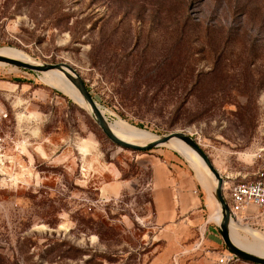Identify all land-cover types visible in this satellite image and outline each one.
<instances>
[{
	"label": "rangeland",
	"instance_id": "rangeland-1",
	"mask_svg": "<svg viewBox=\"0 0 264 264\" xmlns=\"http://www.w3.org/2000/svg\"><path fill=\"white\" fill-rule=\"evenodd\" d=\"M3 48L69 64L108 121L185 131L226 187L264 168V0H0ZM41 75L0 66V264H149L163 249L151 179L164 161L205 203L170 263L219 264L216 205L180 151L114 144ZM240 217L233 229L264 236V211Z\"/></svg>",
	"mask_w": 264,
	"mask_h": 264
},
{
	"label": "crops",
	"instance_id": "crops-1",
	"mask_svg": "<svg viewBox=\"0 0 264 264\" xmlns=\"http://www.w3.org/2000/svg\"><path fill=\"white\" fill-rule=\"evenodd\" d=\"M174 163L170 169L165 161L164 164L159 162L151 179L154 224L158 228L156 243L161 242L163 249L153 254L149 264H171L170 257L178 250V244L183 242V238L191 235L193 226L200 224L202 218V205L205 203L202 204L203 200L197 193L190 171ZM253 209L258 210L257 207L249 205L242 214ZM179 233L181 235L178 236ZM207 255H201L198 260L189 264H207Z\"/></svg>",
	"mask_w": 264,
	"mask_h": 264
},
{
	"label": "bare ground",
	"instance_id": "bare-ground-1",
	"mask_svg": "<svg viewBox=\"0 0 264 264\" xmlns=\"http://www.w3.org/2000/svg\"><path fill=\"white\" fill-rule=\"evenodd\" d=\"M0 54L4 56L16 58L22 61L34 63L24 54L19 53L18 51L11 48L0 49ZM4 65L6 64L0 62V66L3 67ZM41 74H42L41 78L45 83L63 92L65 95L70 97L75 103H77L81 108L86 110L88 109V106L84 101V99L82 98V96L79 94V92L75 89L72 83L66 78V76L62 72L51 69L48 71L41 72ZM98 107L101 113L103 114L105 120L107 121L112 132L122 140L133 144L143 145L157 138V136H155L154 134L146 130L136 128L126 123L120 118L114 119L113 121H108L104 115V111L100 108L99 105ZM164 144L170 145L173 148L178 149L181 155L183 156V158H185L188 161V163L197 171V176L199 180L202 182L203 186H205V190L207 191L208 194L207 196L210 202V206L213 205L214 203L216 205V207L212 211V216L214 222L217 225H219L222 219V214H221L222 210L220 204L216 201L213 195L214 188L216 187L217 184V179L210 172L209 168L204 163L202 158L194 150H192L189 146H187L180 140L171 138L169 141H167ZM232 224H233V220H230L229 231H230L231 240L237 246L247 251H250L254 254L264 257V236L256 233L252 229L249 231L243 230L245 234L241 235L240 232H238L239 230L233 229Z\"/></svg>",
	"mask_w": 264,
	"mask_h": 264
},
{
	"label": "water",
	"instance_id": "water-1",
	"mask_svg": "<svg viewBox=\"0 0 264 264\" xmlns=\"http://www.w3.org/2000/svg\"><path fill=\"white\" fill-rule=\"evenodd\" d=\"M0 62L9 64V65H12L18 68H22L25 70L35 71V72H44V71H48L51 69L62 72L66 76V78L72 83V85L75 87V89L79 92V94L82 96V98L86 102L88 106L87 111L92 116L95 123L99 126L102 132L108 137V139L111 140L114 144H117L124 148L133 149V150L142 149V148L148 149V148L155 147L157 145H163L164 143L169 141L171 138H175V139L180 140L187 146H189L192 150H194L202 158L204 163L209 168L210 172L217 179V184H216V187L214 188L213 195L216 201L221 206L222 219L218 225V231L227 248V251L238 259L250 261L255 264H264L263 256H259L250 251H247L237 246L231 240L230 231H229V223H230L231 218H230L229 207L223 196V178L220 175L219 171L213 166V163L211 162L209 156L203 151L199 143L194 138H192L188 133H186L185 131L170 132L162 136H157V138H155L154 140H151L150 142H147L143 145L133 144V143L124 141L112 132L103 114L101 113L97 103L95 102L92 95L90 94L85 84L84 79L69 64H66L64 62L40 63V62H35V61L34 63H31V62L22 61L16 58L4 56L1 54H0Z\"/></svg>",
	"mask_w": 264,
	"mask_h": 264
},
{
	"label": "built area",
	"instance_id": "built-area-1",
	"mask_svg": "<svg viewBox=\"0 0 264 264\" xmlns=\"http://www.w3.org/2000/svg\"><path fill=\"white\" fill-rule=\"evenodd\" d=\"M6 117V114L3 115ZM5 138L0 134V164L3 157L1 154ZM226 203L229 207L231 220H237L242 215L245 208L253 205L264 211V168L256 172L251 179L236 180L226 187V181L223 180V192ZM234 259L231 253L223 254L218 258L219 264H227Z\"/></svg>",
	"mask_w": 264,
	"mask_h": 264
},
{
	"label": "trees",
	"instance_id": "trees-1",
	"mask_svg": "<svg viewBox=\"0 0 264 264\" xmlns=\"http://www.w3.org/2000/svg\"><path fill=\"white\" fill-rule=\"evenodd\" d=\"M246 261V260H245Z\"/></svg>",
	"mask_w": 264,
	"mask_h": 264
}]
</instances>
